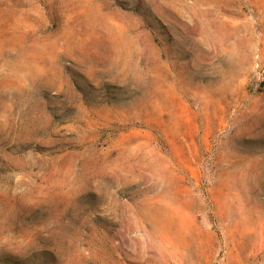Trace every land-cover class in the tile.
<instances>
[{
	"label": "rangeland",
	"instance_id": "374dc122",
	"mask_svg": "<svg viewBox=\"0 0 264 264\" xmlns=\"http://www.w3.org/2000/svg\"><path fill=\"white\" fill-rule=\"evenodd\" d=\"M0 264H264V0H0Z\"/></svg>",
	"mask_w": 264,
	"mask_h": 264
},
{
	"label": "bare ground",
	"instance_id": "6f19581e",
	"mask_svg": "<svg viewBox=\"0 0 264 264\" xmlns=\"http://www.w3.org/2000/svg\"><path fill=\"white\" fill-rule=\"evenodd\" d=\"M162 246H163L162 249L164 250L163 251V255H164V258H165L164 260L168 259V256L166 258V255H169V257H172V258L175 257L176 255H178L177 254V250H180L178 248V246L175 247V245H172L171 242H170V239H168L166 237H164V239H163Z\"/></svg>",
	"mask_w": 264,
	"mask_h": 264
}]
</instances>
